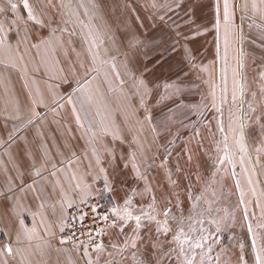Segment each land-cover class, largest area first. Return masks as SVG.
<instances>
[{"label": "snow or ice", "instance_id": "snow-or-ice-1", "mask_svg": "<svg viewBox=\"0 0 264 264\" xmlns=\"http://www.w3.org/2000/svg\"><path fill=\"white\" fill-rule=\"evenodd\" d=\"M112 5L0 0V264H264V0Z\"/></svg>", "mask_w": 264, "mask_h": 264}, {"label": "rangeland", "instance_id": "rangeland-1", "mask_svg": "<svg viewBox=\"0 0 264 264\" xmlns=\"http://www.w3.org/2000/svg\"><path fill=\"white\" fill-rule=\"evenodd\" d=\"M108 5H109V11H112V0H108ZM208 15V10L205 9L202 13H201V16L202 17H206ZM115 18V17H114ZM209 41H211L212 37L209 36L208 37ZM207 47H210L211 45H206ZM211 57H209L210 59ZM206 91V89H196V88H192V90L188 93H186L187 95V99H188V102H191V103H199L200 100H201V91ZM162 107V106H161ZM114 116H115V113H114ZM124 117L123 116H119L118 117V120L119 119H123ZM128 180L131 181V177H128ZM112 199L111 196H107V198L103 201H101L102 204H108L110 202V200Z\"/></svg>", "mask_w": 264, "mask_h": 264}, {"label": "crops", "instance_id": "crops-1", "mask_svg": "<svg viewBox=\"0 0 264 264\" xmlns=\"http://www.w3.org/2000/svg\"><path fill=\"white\" fill-rule=\"evenodd\" d=\"M25 223L29 226L33 223V220L30 215L25 216Z\"/></svg>", "mask_w": 264, "mask_h": 264}]
</instances>
